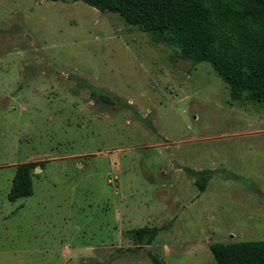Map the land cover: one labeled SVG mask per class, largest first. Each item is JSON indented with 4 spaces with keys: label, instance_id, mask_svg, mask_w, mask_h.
Wrapping results in <instances>:
<instances>
[{
    "label": "rangeland",
    "instance_id": "rangeland-1",
    "mask_svg": "<svg viewBox=\"0 0 264 264\" xmlns=\"http://www.w3.org/2000/svg\"><path fill=\"white\" fill-rule=\"evenodd\" d=\"M157 41L82 1L0 0V264H217L212 244L264 242V103ZM23 163L34 194L12 202Z\"/></svg>",
    "mask_w": 264,
    "mask_h": 264
},
{
    "label": "trees",
    "instance_id": "trees-1",
    "mask_svg": "<svg viewBox=\"0 0 264 264\" xmlns=\"http://www.w3.org/2000/svg\"><path fill=\"white\" fill-rule=\"evenodd\" d=\"M75 1L101 12L118 14L128 24L152 34L157 42L176 43L180 56L187 61L210 63L229 86L232 100L245 97L264 103V0ZM80 82L87 87L83 80ZM110 98L102 97L103 100ZM112 98L119 101L116 96ZM35 167L36 163L17 166L10 201L33 196ZM186 171L198 181L214 173ZM161 230L146 226L127 231L126 235L135 245H143L152 243ZM210 249L217 264H264V242L219 243L212 244ZM152 259L155 264H163L155 256Z\"/></svg>",
    "mask_w": 264,
    "mask_h": 264
}]
</instances>
